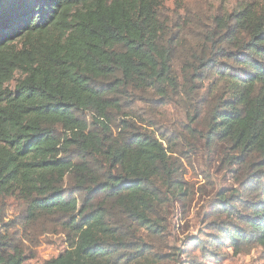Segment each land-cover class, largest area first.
I'll list each match as a JSON object with an SVG mask.
<instances>
[{"label":"trees","instance_id":"1","mask_svg":"<svg viewBox=\"0 0 264 264\" xmlns=\"http://www.w3.org/2000/svg\"><path fill=\"white\" fill-rule=\"evenodd\" d=\"M165 1L0 0V264L26 259L6 199L64 236L43 264L174 263L166 216L191 200L201 138L226 145L239 190H219L194 247L264 252V0Z\"/></svg>","mask_w":264,"mask_h":264},{"label":"rangeland","instance_id":"2","mask_svg":"<svg viewBox=\"0 0 264 264\" xmlns=\"http://www.w3.org/2000/svg\"><path fill=\"white\" fill-rule=\"evenodd\" d=\"M232 2V0H229ZM191 9L208 12L216 5H208L205 0L187 1ZM165 14L172 16L175 0H166ZM15 74V79L19 78ZM15 81L9 87H14ZM144 104L140 103V108ZM166 117L179 129L186 123L182 110L173 106L166 109ZM203 138L195 144V148L186 162L183 178L191 189V200L185 206L179 201H172L167 213V232L164 236L162 249L172 253L176 260L172 264H191L197 258L201 264H264L262 248H254L247 254L235 255L229 247L220 251V257L206 259L200 257L193 240L200 238L206 232L205 225L214 207L216 194L219 190H239V177L228 165L230 152L226 145L220 144L214 150L205 147ZM3 222L9 226V234L13 235L25 254L24 264H43L44 261L55 258L66 249L64 236L60 234L54 220L39 219L34 224L22 225V205L12 199H6ZM192 263V264H198Z\"/></svg>","mask_w":264,"mask_h":264}]
</instances>
